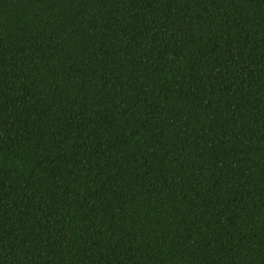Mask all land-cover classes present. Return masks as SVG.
<instances>
[{
    "label": "trees",
    "instance_id": "16d2710c",
    "mask_svg": "<svg viewBox=\"0 0 264 264\" xmlns=\"http://www.w3.org/2000/svg\"><path fill=\"white\" fill-rule=\"evenodd\" d=\"M0 264H264V0H0Z\"/></svg>",
    "mask_w": 264,
    "mask_h": 264
}]
</instances>
